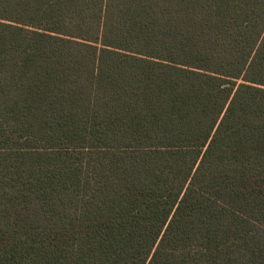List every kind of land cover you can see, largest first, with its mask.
Listing matches in <instances>:
<instances>
[{
    "label": "trees",
    "instance_id": "16d2710c",
    "mask_svg": "<svg viewBox=\"0 0 264 264\" xmlns=\"http://www.w3.org/2000/svg\"><path fill=\"white\" fill-rule=\"evenodd\" d=\"M0 264H264V0H0Z\"/></svg>",
    "mask_w": 264,
    "mask_h": 264
}]
</instances>
